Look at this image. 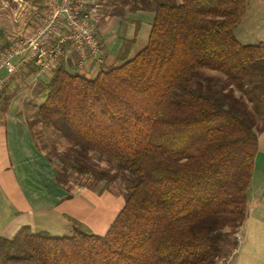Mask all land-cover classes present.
Returning a JSON list of instances; mask_svg holds the SVG:
<instances>
[{
    "label": "trees",
    "instance_id": "16d2710c",
    "mask_svg": "<svg viewBox=\"0 0 264 264\" xmlns=\"http://www.w3.org/2000/svg\"><path fill=\"white\" fill-rule=\"evenodd\" d=\"M245 3L133 0L152 13L138 53L127 45L93 79L57 59L34 123L64 139L78 174L117 182L123 206L102 236L81 224L69 237L21 227L0 239V262L216 264L227 257L247 215L264 130V46L241 44L233 31Z\"/></svg>",
    "mask_w": 264,
    "mask_h": 264
},
{
    "label": "crops",
    "instance_id": "0c3cea01",
    "mask_svg": "<svg viewBox=\"0 0 264 264\" xmlns=\"http://www.w3.org/2000/svg\"><path fill=\"white\" fill-rule=\"evenodd\" d=\"M6 1L13 4V2H22L23 0H0V3L7 6ZM27 1L33 8L35 5V8L44 13L46 0ZM84 1L98 6L100 20L95 36L102 54V67L107 68L115 65L127 45L134 43L136 46L137 43L144 45V38L147 39L146 35L152 19V13L149 12V9L136 10L133 8V0ZM247 3L248 0L245 3L241 22L233 29L234 34L240 31V35L235 34V37L241 44H248L250 38L255 35L257 36V43L264 46V13L262 15L256 14L253 12L256 9L249 11ZM257 4L260 8L262 7L259 3ZM254 22L257 25L253 28L250 27L249 25L254 24ZM33 27L27 26L24 31L27 33ZM1 34L0 30V38H2ZM243 38L249 40L244 42ZM56 43V41L53 42V44ZM8 45L10 47L12 42H8L7 46L0 52V57L5 54ZM59 48L58 62L60 60L71 73L82 75L87 79H93L97 75L100 68L96 64H91V61L87 60L78 67L75 54L70 51L69 46L61 44ZM15 62L17 59L13 60V63ZM25 68L30 71V74L25 77L29 79V82L25 83L23 95H25L24 92H29V100H32L34 98L32 92L36 89L37 85L35 86V84L38 82L42 88L39 90V96H37L42 97L43 89L50 74L41 75L39 70L36 71L37 65L33 61L26 64ZM21 77L20 74L19 76H7L4 70H0V88L2 87L0 92L3 88H6V91L11 94L16 88L19 90L20 81L25 80ZM35 110L34 107L33 113ZM15 112L24 114L23 111ZM15 112L11 109L8 111L0 109V239H11L21 227H29L31 233L42 232L51 235L53 231H57L65 234L68 233V228L71 231L77 226L69 225L70 222L71 224H73L72 222L81 224L90 231L102 233L108 229L112 223L108 224L111 220L110 214L106 217L104 215L106 213H102V211L106 212L108 208L105 207L106 210L95 212L96 202L101 208V201H97L94 195L78 190L72 192L56 183V171L53 164L39 150L36 141L34 143V127L28 124L23 126L17 125L15 122H8L11 117H14L12 114ZM20 117L21 115L18 119ZM25 122L22 121V123ZM256 149L257 152L254 161H252L253 173L248 187V201L253 194L264 192V130L257 135ZM46 219H52L53 224H44L43 220ZM0 264L8 263L0 262Z\"/></svg>",
    "mask_w": 264,
    "mask_h": 264
},
{
    "label": "rangeland",
    "instance_id": "374dc122",
    "mask_svg": "<svg viewBox=\"0 0 264 264\" xmlns=\"http://www.w3.org/2000/svg\"><path fill=\"white\" fill-rule=\"evenodd\" d=\"M30 1V0H29ZM8 5L4 6L0 3V30L2 38H0V52L7 46L8 42H17V40H22V38L32 34L31 32L37 27L38 22L42 19L43 13L37 8L33 6L27 1L23 0L22 2H13V4L9 1H6ZM152 2V1H151ZM150 2V3H151ZM259 3L262 7L258 6ZM248 9L249 11L254 10L253 12L262 15L264 12V0H248ZM259 8H258V7ZM98 10V8H97ZM262 10V12H260ZM146 12V11H145ZM252 12V13H253ZM251 13V14H252ZM38 19V20H37ZM36 22V23H35ZM257 22V21H256ZM249 25L250 27L257 25V23ZM98 23V22H97ZM27 26H34L32 30L29 32H25L24 29ZM144 29L142 28V31ZM23 33V34H22ZM26 33V34H25ZM145 33V31H144ZM143 33V34H144ZM25 34V35H24ZM238 36L240 35V31L235 32ZM234 34V35H235ZM148 35V34H147ZM146 35V37H147ZM249 40V39H244ZM257 36H253L248 41V44H257L258 41ZM147 39L144 38V45L146 44ZM144 45H140L139 43L131 45V56L138 53ZM10 48V47H9ZM99 49V48H98ZM135 50V51H133ZM101 52V50H100ZM2 60V59H0ZM103 59L101 54L100 64L96 65L98 68H102ZM94 61H91V64ZM26 65L20 70L19 73L22 75L21 78H25L29 76V72L25 68ZM18 75V74H17ZM211 75V74H208ZM216 79H218L219 83L222 84L226 82V80L216 74H212ZM19 76V75H18ZM49 77V76H48ZM26 80V81H25ZM25 80L20 81V87L13 91V93H8L6 88H3L0 92V109H4L8 111L9 109L15 111H23V115L15 112L12 114L10 120L8 122H15L17 125L26 126L31 125L34 127V143L36 141L37 147L41 150L45 157L53 164L54 170L56 171V183L61 184L67 190H71L72 192L78 190L83 191V193H88L94 195L97 201H101V208L96 202L95 212L106 210V212L102 211L106 217L110 214L111 220H114L118 212L121 210V206H123V201L121 197V187L117 182L109 183L95 180L93 177L88 175H80L73 169H71L70 164L73 162L72 153L69 148V145L65 143L64 139L56 132L51 131L48 128H45L37 123H34V113L33 109L36 106H39L42 103V97L39 96V90L42 88L39 83L35 84L36 89L32 92V100H29L30 94L29 92H23L25 89V83L29 82V79L25 78ZM25 81V82H24ZM2 88V87H1ZM0 88V89H1ZM38 95V96H37ZM237 95V91H236ZM25 96V98H24ZM14 100V101H13ZM35 104V105H34ZM36 108V107H35ZM18 115V116H17ZM21 115L20 119L19 116ZM22 121H26L22 123ZM92 163L97 165V168L102 169L104 171H109L111 166L106 163H101L97 161L95 157H92ZM261 192V190H260ZM264 192L253 194L248 201L247 205V215L244 222L240 227H238L237 233L240 234L241 239L236 240V234L229 241V245L227 246L226 258L217 262L216 264H264ZM103 215V216H104ZM109 221L110 224L112 221ZM52 219L43 220L44 224H53ZM73 224L69 225H78L76 222H72ZM83 226V225H81ZM84 227V226H83ZM68 233H60L57 231H53L51 236L53 237H69L72 234V230L68 228ZM90 231V230H89ZM107 231H94L91 230L92 235L102 236Z\"/></svg>",
    "mask_w": 264,
    "mask_h": 264
},
{
    "label": "built area",
    "instance_id": "2783aa9c",
    "mask_svg": "<svg viewBox=\"0 0 264 264\" xmlns=\"http://www.w3.org/2000/svg\"><path fill=\"white\" fill-rule=\"evenodd\" d=\"M44 7L43 17L32 34L17 40L0 57V70L7 76L19 75L24 65L33 61L40 65L41 75H51L61 44H67L75 54L78 67L87 60L100 64L101 52L95 36L100 20L98 6L84 0H46ZM14 59L17 62L13 63ZM240 239L237 233L236 240Z\"/></svg>",
    "mask_w": 264,
    "mask_h": 264
}]
</instances>
